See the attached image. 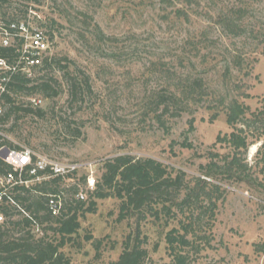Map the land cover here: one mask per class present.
<instances>
[{
  "label": "rangeland",
  "instance_id": "1",
  "mask_svg": "<svg viewBox=\"0 0 264 264\" xmlns=\"http://www.w3.org/2000/svg\"><path fill=\"white\" fill-rule=\"evenodd\" d=\"M11 2L8 10L3 9L5 15L0 13V20L9 21L11 13H17L13 9L27 6L26 15L19 20L30 30L52 31L53 40L47 34L50 49L43 62L54 56L62 64L68 63L79 79L83 72L90 76V91L84 89L72 98L62 73L54 70L56 96L13 94L18 103L41 108L44 114H27L18 123L0 124L2 136L14 145L60 162L80 164L76 173L53 182L61 201L76 185L77 192H85L87 208L90 198L82 176L92 170L96 179L104 160L116 155L152 157L183 170L190 178L202 174L200 166L212 154L229 152V147L216 139L231 130L225 108L217 102L192 105L178 117L164 116L163 123L155 119L151 95L172 89L169 84L176 82L171 74L167 78L160 73V63L178 73L201 76L212 100L222 95L244 103L249 112L264 109V0H199L192 5L188 0ZM233 4L246 7L240 21L245 30L239 37L225 33L216 23L218 12ZM176 9L188 17L176 15ZM202 35L207 36L206 47L196 52L194 47L202 44ZM42 66L33 68L28 78L46 74ZM33 99L40 102L35 105ZM258 148L261 151L257 153ZM246 161L256 180L219 182L225 191L218 201L211 247L199 253L190 251L187 264H264V135L249 146ZM50 178L40 177L29 184ZM96 202L95 210L80 216L77 233L60 248L71 264H102L115 259L133 230L132 221L119 219L118 198ZM141 225L154 264H168L162 228L149 221ZM33 232L42 233L38 226ZM155 242L158 248L153 251Z\"/></svg>",
  "mask_w": 264,
  "mask_h": 264
},
{
  "label": "trees",
  "instance_id": "2",
  "mask_svg": "<svg viewBox=\"0 0 264 264\" xmlns=\"http://www.w3.org/2000/svg\"><path fill=\"white\" fill-rule=\"evenodd\" d=\"M194 2L198 4L199 0H188L189 5ZM10 4L11 0H0V13L5 15L3 9L7 7L8 10L12 6ZM23 7H25L23 10L19 7L13 9L21 15L16 16L17 13L12 12L10 20H19L21 16H25L28 8ZM245 9V6L233 4L218 12L216 23L225 33L234 37L242 36L245 29L240 21L244 17ZM175 13L176 15L183 13L188 17V14L181 12L180 9H176ZM47 34L50 40H53L50 29ZM206 37L201 36L202 44L194 47L196 52L203 48V45L206 47L204 41ZM14 54V49L0 47V56L12 59ZM204 56L205 54L201 55L202 60H205L202 63L207 61ZM234 64L239 65V62ZM160 65V73L168 76L167 78L171 74L170 78L176 82L169 84L172 89L166 88L164 92L154 91L151 95L155 119L163 123L164 116L178 117L190 111L192 105L207 100L217 102V105L225 108L226 122L231 130L218 135L216 139L217 142L227 145L229 152L223 155L212 154L210 160L200 166L202 174L190 178L186 177L183 170L165 165L152 157L121 154L107 158L102 163V171L96 178L94 188L87 191L90 198L88 207L84 208L85 201L74 198L78 189L73 185L70 188L72 191L61 201L62 207L58 215L51 214L47 203L49 195H57L58 191L55 190L57 186L53 182L62 178L61 176H53L51 180L43 179L27 185H16L8 193L15 203L5 196L0 201V211L5 217L0 223V264H71V259L63 254L60 248L77 233L80 216L85 211H94L97 199L108 197L119 199V219L132 221L133 230L122 242L118 256L102 264H154L150 250L146 246L148 237L140 232L141 224L145 221L162 228L163 240L167 245L166 251L170 256L168 264H187L190 251L199 253L211 247L218 201L223 199L225 191L219 182L240 183L256 180L251 172V166L246 161V154L249 146L264 135V109L249 112L250 109L244 103L234 98L226 100L227 98L222 95L218 96L217 100H212L211 92L208 91V86L201 76L178 73L165 63ZM42 69H46V74L33 79L26 77L21 71L13 74L8 91L0 95L2 101L0 124L10 121L11 124L18 123L23 115L27 114L32 116L44 114L41 108L18 103L13 94L38 92L47 98L56 96L57 90L52 88V83L56 81L54 70L62 73L68 94L72 98L80 95L84 89L85 91L91 89L90 76L83 72L84 77H80L82 80L79 79L68 63L62 64L54 56L45 58ZM216 115L215 111L213 116ZM5 147L21 148L0 134V175L12 169L4 161ZM259 148L257 153L261 151ZM23 176L24 179L34 180V177L25 172ZM84 177L82 176L83 182ZM37 226L41 228V235L33 232ZM48 232L51 234L48 235ZM157 248L158 243L155 242L153 251Z\"/></svg>",
  "mask_w": 264,
  "mask_h": 264
},
{
  "label": "built area",
  "instance_id": "3",
  "mask_svg": "<svg viewBox=\"0 0 264 264\" xmlns=\"http://www.w3.org/2000/svg\"><path fill=\"white\" fill-rule=\"evenodd\" d=\"M48 36L39 27L29 29L25 21L0 20V47L14 49L12 59L0 56V95L8 91V84L14 73L21 71L26 77L31 76V70L43 63V58L50 49ZM39 99H33V104H38ZM1 112V105H0ZM1 134V132H0ZM4 161L11 166V170L0 175V201L5 196L9 201L15 203L8 194L16 185H27L30 179H24V172L39 179L40 177L61 176L66 177L76 173L80 164L75 161L60 162L46 155L38 154L28 147L4 148ZM84 184L88 190L95 186L96 179L93 171L89 170L84 175ZM83 200L85 192L80 190L75 195ZM48 208L52 215H58L62 202L57 195H49ZM5 217L0 211V223Z\"/></svg>",
  "mask_w": 264,
  "mask_h": 264
}]
</instances>
